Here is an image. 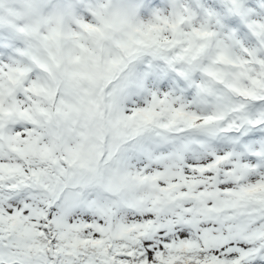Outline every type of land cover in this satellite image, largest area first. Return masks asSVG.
Instances as JSON below:
<instances>
[{"label":"snow or ice","instance_id":"obj_1","mask_svg":"<svg viewBox=\"0 0 264 264\" xmlns=\"http://www.w3.org/2000/svg\"><path fill=\"white\" fill-rule=\"evenodd\" d=\"M0 264H264V0H0Z\"/></svg>","mask_w":264,"mask_h":264}]
</instances>
